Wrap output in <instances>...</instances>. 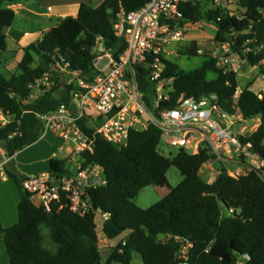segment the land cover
<instances>
[{
	"label": "trees",
	"instance_id": "16d2710c",
	"mask_svg": "<svg viewBox=\"0 0 264 264\" xmlns=\"http://www.w3.org/2000/svg\"><path fill=\"white\" fill-rule=\"evenodd\" d=\"M19 1L0 0V61L7 52L8 32L16 12L8 6ZM150 0H102L100 6L82 4L76 18H65L48 29L43 38L23 49L17 72L10 78L0 73V108L11 116V123L0 129V146L8 157H14L35 144L44 135L42 115L56 112L63 104L71 105L75 85L56 68L58 61L92 82L97 75L95 61L100 43L106 53L121 56L126 43L115 33L121 9L129 13ZM209 1L182 4L185 20L180 24L206 21L217 28L216 42L230 43L232 50L252 67L259 66L264 77V0H244L236 10L210 7ZM198 46H183L177 55L183 58L203 57L202 68L191 71L163 58V76L174 79L175 93L165 107H174L180 96L201 99L216 96L220 108L240 113L247 120L260 119L258 128L242 138L252 143L253 151L264 161V93L246 87L237 97L238 75L218 66V59L198 55ZM251 50L250 52H247ZM138 81L143 93L151 98L155 92L147 79L149 71L138 68ZM51 72L50 86H41L38 98L32 100V85ZM79 126L89 135L95 130L86 119ZM162 132L151 126L146 131L132 130L125 147L95 138L94 153H83L82 167L98 166L104 184L90 188L92 212L80 216L63 207L46 212L21 188L23 176L8 164L5 173L15 180L21 193L17 224L1 230L9 264H133L140 255L142 264H177V254L187 240L193 245L190 264H238L249 254V264H264V176L251 171L235 179L225 170L215 182L201 175L203 167L214 162L209 149L198 155L180 150L173 158L159 151ZM171 167H176L184 180L154 206L142 209L136 204L140 192L163 181ZM50 172L61 176L70 173L67 162L51 159ZM234 210V215L225 214ZM109 213L103 235L114 241L128 233L103 259L100 250L97 214ZM48 228L56 250L44 246L42 230Z\"/></svg>",
	"mask_w": 264,
	"mask_h": 264
},
{
	"label": "built area",
	"instance_id": "2783aa9c",
	"mask_svg": "<svg viewBox=\"0 0 264 264\" xmlns=\"http://www.w3.org/2000/svg\"><path fill=\"white\" fill-rule=\"evenodd\" d=\"M198 1L150 0L140 9L129 13L121 9L115 33L125 41L126 51L118 59L110 53L100 55L95 61L97 75L92 82L85 81L80 72L70 70L69 64L62 66L64 60L58 61L55 67L61 70L65 78L67 76L69 85L77 87L73 92L72 104H76L78 113L74 114L70 105L63 104L56 112L42 115L44 136L56 133L61 141L60 152L68 148L72 154H78L82 161L83 153H94L97 136L123 148L127 145L132 130L146 131L155 126L162 132L160 145L163 143L170 149L185 150L191 155H198L202 150L209 149L216 158L210 164L230 160L242 163L245 168L226 170L235 179L251 171L264 176V161L254 153L252 143L242 144V138L251 134L252 120H247L240 113L223 111L213 95L201 99L180 96L174 107L164 106L170 102L175 89L174 79L163 76V58L170 59L175 54L173 48L178 49L186 42L187 25H180L185 20L181 5L195 4ZM208 1L211 7L226 10L238 8L244 0ZM221 46L224 57L221 61L218 60V66L226 72L240 74L242 65L235 63L233 59V56L239 54L233 53L230 43ZM198 53L201 54L200 51ZM104 57L109 63L104 69L98 70L97 66ZM140 67L149 71L147 79L155 88L149 100L138 81ZM52 77L53 74L49 72L30 87L32 100L38 98L33 91L36 88L39 90L41 86H50ZM241 92L238 90L237 99ZM259 95L262 99L261 94ZM83 119L95 130L93 136L79 126ZM10 123V114L0 108V129ZM81 161L74 171L72 166L75 164L70 160V173L61 176L50 171L27 174L21 188L46 212H51L55 207H65L80 216L90 214L93 205L89 189L104 182L99 180L100 175L95 172V168L99 169L98 166L83 168ZM91 179L97 181L93 186L89 183ZM225 214L232 216L235 211L230 209ZM101 216L106 221L110 214ZM192 248L193 245L185 240L177 254V264H190ZM250 261L251 256L246 254L238 264H249Z\"/></svg>",
	"mask_w": 264,
	"mask_h": 264
},
{
	"label": "rangeland",
	"instance_id": "374dc122",
	"mask_svg": "<svg viewBox=\"0 0 264 264\" xmlns=\"http://www.w3.org/2000/svg\"><path fill=\"white\" fill-rule=\"evenodd\" d=\"M200 1L204 2L208 0H200ZM37 2L38 1H32L29 3H37ZM227 3L228 1L226 2V4ZM208 5L211 7L210 4ZM232 9L236 10L235 7ZM48 25L50 24L44 23L43 20L39 21L30 15L27 16L26 12L18 14L17 17H15L12 28L10 29L13 35L9 34V38L7 39V52L5 53L2 61H0V73H2L6 78H10L11 75L17 72L18 63L21 60V55H17V53L14 51L16 49V45L11 40V38H13V36H16V34L19 33L20 31L24 32L25 30L31 32H36V31L40 32L41 30L42 33H45L46 31H44V29L46 27H49ZM216 33H217L216 26L206 21L198 22L196 24L193 23L188 24L185 31L186 42L180 47L192 46L194 43H196L198 46L197 48L198 51L201 52V54L198 53V55L211 56L221 61L224 57V51L221 44L216 42L215 39ZM180 47H178V49ZM173 51L175 54L171 56L170 59L181 65L186 70L196 71L202 68L204 65L205 59L203 57L181 58L179 57V55H177L176 52L177 49L173 48ZM96 55L97 57L100 56L97 53V51H96ZM233 59L235 63H239L240 65H242V70L240 74H237L238 82H239V91L241 92L243 91L244 88L250 87L252 91L262 95L264 93V77L262 76L260 67L250 66L247 61L243 60L239 56H235V57L233 56ZM108 63L109 60L106 57H104L103 60L99 62L97 69L98 70L104 69L105 67H107ZM33 93L39 95L40 89L38 90V88H36L33 91ZM91 113H93V111ZM251 124L252 126L250 133H253L257 127V121H252ZM159 151L163 154L164 157L167 158H173L178 153L177 149H170L163 143L159 146ZM80 161H81L80 156L78 154H75L74 155L75 165L72 166V170L74 171L77 170V166L80 165ZM242 162L244 161L242 160ZM221 166L222 168H220L219 170L221 172H223V170L226 171L227 169L236 171L240 168H245L242 163L241 164L235 163L234 160L225 161L221 163ZM95 172L99 173L100 175L99 180L103 181L102 169L95 168ZM204 178L207 181H209V183H212L214 181L213 178H209V177H204ZM183 180H184V176L181 174V172L176 167H171L163 181H160L155 185L149 186L140 192L139 196L136 198V204L142 209H148L154 206L159 201H162L163 198L170 192V190L178 187ZM96 224L98 226V236L102 241L104 239V235H103L104 220L101 214L97 215ZM49 231L50 230L48 228H44V230H42V235L44 238V246L47 249L55 251L56 246L53 244L50 238ZM126 234L121 235L118 239L112 241V245H116L120 241L124 240ZM106 250L108 249L102 248V253L104 256H106V253H109ZM141 259L142 258L140 255H135L133 259V264H142Z\"/></svg>",
	"mask_w": 264,
	"mask_h": 264
},
{
	"label": "crops",
	"instance_id": "0c3cea01",
	"mask_svg": "<svg viewBox=\"0 0 264 264\" xmlns=\"http://www.w3.org/2000/svg\"><path fill=\"white\" fill-rule=\"evenodd\" d=\"M101 3L102 0H42L38 1L37 3L19 1L8 6V8L13 9L16 12L15 17H17V15L20 13L26 12L27 16L30 15L39 21L43 20L44 23L50 24L48 25L49 27L44 29V31H47L48 29L56 27L59 21L62 19L68 17L76 18L79 14L82 4H92L96 7L98 5L100 6ZM37 32L39 31H20L16 34V36L11 38V40L16 45V49L14 51L17 53V55H21V60L24 55L23 49L32 43L40 41L43 38L44 33H42L41 30V33ZM9 34L13 35L11 30L8 32V38ZM97 53L99 55L101 53L99 46ZM102 54L105 55L106 51L101 53V55ZM252 121H257V129L261 122L260 119H255ZM60 146L61 141L58 139L57 134L53 132L45 136L42 135V137L35 144L27 147L21 152H17L16 155L11 158L6 155L5 150L0 146V264H9L8 251L3 240L1 230L9 228L18 223V207L21 203V193L18 189V186L16 185L15 180L10 178L5 173L4 166L9 163L10 166L15 168L17 172L23 176V179L27 174H37L50 171L51 159L65 160L67 162L68 168H70L69 162L70 160L74 162L75 154H72L68 148L66 151L60 152ZM220 168H222L220 163H208L205 165V167H203L201 175L203 178H213V182H215L219 176V173L221 172L219 171ZM126 235H128V233ZM116 245H112V241L105 238V236L102 241L100 240L101 253L102 248H107L108 250L106 251L109 252L106 253V256H104L102 253L104 260L112 254Z\"/></svg>",
	"mask_w": 264,
	"mask_h": 264
},
{
	"label": "water",
	"instance_id": "95a60500",
	"mask_svg": "<svg viewBox=\"0 0 264 264\" xmlns=\"http://www.w3.org/2000/svg\"><path fill=\"white\" fill-rule=\"evenodd\" d=\"M99 49L101 50V53L105 52V46H104V44H100L99 45ZM101 53H100V55H101ZM115 59H118V57L116 56ZM70 109L74 112V114H77L78 113V109H77L76 104H71L70 105ZM89 183H90V186H93V185H95L97 183V181L94 180V179H91V180H89Z\"/></svg>",
	"mask_w": 264,
	"mask_h": 264
}]
</instances>
